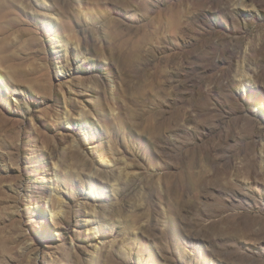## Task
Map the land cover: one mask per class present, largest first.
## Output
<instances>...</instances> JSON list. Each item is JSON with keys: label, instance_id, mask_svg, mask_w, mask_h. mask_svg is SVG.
Returning a JSON list of instances; mask_svg holds the SVG:
<instances>
[{"label": "rangeland", "instance_id": "obj_1", "mask_svg": "<svg viewBox=\"0 0 264 264\" xmlns=\"http://www.w3.org/2000/svg\"><path fill=\"white\" fill-rule=\"evenodd\" d=\"M93 257L264 264V0H0V264Z\"/></svg>", "mask_w": 264, "mask_h": 264}, {"label": "bare ground", "instance_id": "obj_2", "mask_svg": "<svg viewBox=\"0 0 264 264\" xmlns=\"http://www.w3.org/2000/svg\"><path fill=\"white\" fill-rule=\"evenodd\" d=\"M61 49H62V48H61ZM27 110H30V107H28ZM66 115H67V113H66ZM82 132H83V135H84L85 141H87V139L89 138V135H90L89 131L85 128V129L82 130ZM55 167H56V168H55V171L58 172V168H59L58 164H56ZM54 178H55V177H54ZM58 186H59L58 180H57V181H54V182H53L52 189H51L52 194H57V193H59L58 190H57ZM63 197H64V196H63ZM59 201H60L61 203H64V204H65V201H64V200L60 199ZM54 215L57 216V215H58V212L54 213ZM94 229H95V227H94ZM95 230L98 231L97 229H95ZM92 264H96V257H93V263H92Z\"/></svg>", "mask_w": 264, "mask_h": 264}]
</instances>
